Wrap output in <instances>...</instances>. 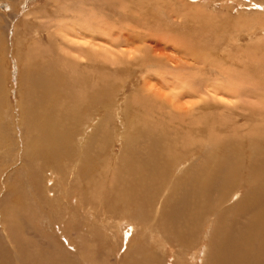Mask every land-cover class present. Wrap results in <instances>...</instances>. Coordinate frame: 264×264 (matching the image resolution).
<instances>
[{"label":"rangeland","instance_id":"rangeland-1","mask_svg":"<svg viewBox=\"0 0 264 264\" xmlns=\"http://www.w3.org/2000/svg\"><path fill=\"white\" fill-rule=\"evenodd\" d=\"M255 2L256 0H0V11L6 13L0 20V38H3V41L0 39V101L3 103L0 117L6 118V129L13 132L14 136L19 132V126L22 129L17 138L10 137L8 140L2 131L0 133L4 150L13 143L22 145L20 152L0 158L3 159L0 160V226L6 225L11 230L13 239L34 250V255L39 257L36 259L37 264L38 260L43 264L61 262L55 259L59 253L57 248L61 249L63 257H66L64 248L70 250L71 255H74L73 250L76 249L78 253L75 256L79 259H94L96 264H147L152 261L153 264H173L177 255L181 260L185 259L187 264H220L221 257L230 258L226 264H246L242 257L250 254V262L259 259L264 263L259 258L262 257L261 249L244 250L238 245L228 246L224 240L218 245L216 235L212 242L214 254L211 259L205 258L202 256L206 249L205 242L200 240L204 227H199L198 232L193 233L188 224L180 223L178 227L182 237L179 240L171 237L168 227L172 221L166 225L161 224V227L157 226V217L151 210L152 193L148 191L157 189V185H160L158 180L162 178L164 170L153 175V172L140 168L139 174L130 175L128 165L129 163L130 166L141 167L146 163L141 157H145L150 151L154 136L144 133L143 128L153 132L156 131L155 128L162 131L168 126L173 129L177 125L175 121L180 118L179 112L187 108L188 112H192L193 107H196L194 105L203 103V95L195 96L189 91L200 92L203 89L204 93L211 96L203 106H197L196 114L197 117L201 113V116H209L208 128L216 127V133H212L213 140L220 138L221 142H228L244 139V144L249 139L255 143L259 137H264V107L261 105V99L264 98L261 97L264 90V21H256ZM71 19L72 23L68 22ZM61 26L65 28H57ZM10 27L12 31L8 30ZM67 29L70 35L64 31ZM66 34L70 36H67L68 41L60 37ZM67 44L69 45L66 46ZM161 54L162 63L149 62L148 68L138 66L143 64L142 55L154 57ZM61 58L70 60L71 64L65 66ZM73 68L76 71L71 73ZM78 72L82 75L81 79L83 78L80 90L74 84L76 75L70 79L71 74ZM44 84L51 89L56 85L59 89L56 96L58 99L48 103L51 104V111L67 106L71 123H64L69 125L74 136L87 134L83 142L85 145L88 138L95 136V125L109 119V123L106 121L102 124V132H96L97 136L93 137L96 142L92 143V148L87 152L76 183L67 184L68 180L64 179L59 189L52 190V195L43 189L45 183L46 186L52 185L46 178H51L50 172H58L63 177L61 172L65 170L62 165L50 161L45 163L44 151H36V141L33 140L36 131L33 128L47 119L45 112L48 110L40 106L35 111L38 116L42 114L38 117V122H33L29 117L30 111L25 115L28 118L23 119L24 115L21 116V102L28 104L30 99L39 95L40 89L43 91L46 86ZM69 89L74 90L75 100L66 98V91H70ZM26 90L29 96L24 98ZM208 90L212 93H208ZM85 91L95 94L96 101L93 100L90 106L85 104L89 95ZM181 91L185 96L179 98L177 95L174 98ZM235 91L241 98L244 97H235ZM150 93L160 101H144L143 97H148ZM170 99L171 102L168 101ZM220 100L224 103H220ZM170 103L174 109L169 106ZM77 107L78 110L89 107V114H82ZM205 107H209V110H205ZM159 109H164L166 117L158 116ZM57 112L62 115L58 109ZM250 113L256 114L254 120ZM139 121H143L144 127L139 124L140 127L134 128ZM111 129H114V136ZM129 130L141 143L135 142L133 151L127 153L126 138L130 136ZM249 131L253 133L250 135ZM55 133L56 131H52L40 135L42 139L39 142L53 139ZM99 136L109 139L108 142L99 140ZM171 137L174 138V134ZM204 137L205 135L194 134L190 139L188 135H183L182 139H189L191 143L180 150L181 154L192 147L193 141L199 143L198 141L207 139ZM61 141L59 140V145H62ZM73 141L77 143L75 137ZM99 141L103 144L98 143ZM208 141L211 139L208 138ZM104 146H107V151ZM205 154L206 150L199 151L187 163H195L204 169ZM261 156L257 153L259 160L264 158ZM176 159L172 158L170 162L171 168L174 167L170 174L174 175L166 174L161 186L165 189L170 188L173 181L181 176L175 167L178 164ZM231 160H225L228 168ZM69 162L71 160L67 159L65 164ZM210 164L215 165L212 162ZM235 167L236 165H231L232 170ZM69 169L73 170V166ZM93 170L98 175L95 183H90L91 187L94 186L91 188L87 185L88 181L93 182L94 177L89 176L94 175ZM118 171L122 173L121 178L115 174ZM204 174L206 176V173L188 174L192 178L178 186V198H182L183 194L187 195V188ZM126 178L130 182H124L123 179ZM240 179L242 191L234 193L235 200L232 202L243 196L249 184L246 175ZM235 181L236 178L231 182L234 184ZM124 184H134L136 189H143L145 198L141 205L135 206L133 201L134 205L130 209L126 201L119 197L122 196V190L119 196L114 191L108 192L115 186L119 190ZM96 190L102 191L96 192L93 199L91 194ZM128 191L133 192L130 189ZM135 193L137 194L136 191ZM38 196L41 199L36 201ZM104 197L105 201L101 203ZM220 197L217 194L211 196L209 207ZM129 198L131 202L133 197ZM194 210L196 209L192 211ZM181 211L185 212L183 208ZM94 212H97L96 215ZM122 218L137 221L138 234L128 244L130 236L127 241L126 231L131 229L125 223L127 228L123 231L122 244L116 246V238L121 237L120 233H116L120 231L115 226L112 229L107 228L104 221L108 219L111 222ZM55 223L57 225L54 226ZM66 224L69 227L65 228L63 236L62 231ZM148 227L158 229L153 231L156 235L148 232ZM191 232L193 237L188 239ZM0 235L4 236V232ZM46 240L54 242V247L51 248ZM164 241L169 243L166 252L159 250V245ZM19 249L14 241L4 242L0 248V264H8L7 257L13 259ZM69 263L72 264L73 261Z\"/></svg>","mask_w":264,"mask_h":264},{"label":"bare ground","instance_id":"bare-ground-1","mask_svg":"<svg viewBox=\"0 0 264 264\" xmlns=\"http://www.w3.org/2000/svg\"><path fill=\"white\" fill-rule=\"evenodd\" d=\"M259 1L260 0H256V2L254 3V6L257 7V13L255 14V17H257V19H256L257 22L258 21L259 22L264 21V15H263L264 14V1L263 2H259ZM252 2H254V1H252ZM5 14L6 13H2L0 11V20H1V17L6 16ZM81 14H84V13L82 12ZM91 19H86V20L91 21ZM71 21H72V19L68 22H71ZM75 21H73V22H75ZM5 25H6V23H5ZM87 25H89V22H87ZM64 26H65V24H64ZM64 26L57 27V28L64 29L65 28ZM8 30L12 31V28L10 27ZM61 31H63V30H61ZM64 31L67 34L69 33L68 29L64 30ZM90 32H91V30H90ZM58 33H60V32H58ZM67 34L60 36L61 39L63 38V39H66L68 41L67 36L70 34H68V35ZM68 37H70V36H68ZM2 41H3V38H2ZM0 42H1V40H0ZM56 43L59 44V42H56ZM68 45L69 44H67L66 46H68ZM114 46H113V48H115ZM63 47H64V45H63ZM152 49L154 50L153 47H152ZM65 50H66V48H65ZM197 53H198V51L196 52V54ZM88 54H90V53H88ZM92 54H94V53H92ZM199 55L200 54H198V57H199ZM142 56H144L143 60H142L143 64L142 63L138 64L139 67L148 68L147 65L149 64V62H154V63L155 62L156 63H162L163 62L162 61L163 60L162 54L159 56L155 55L154 57L151 55H147V56L142 55ZM68 58H69V56H68ZM90 58H92L91 55H90ZM90 58H89V60H90ZM92 59H94V57ZM61 60L65 66H67L68 64H71L70 60H68V59L65 60V59L61 58ZM137 61H138V59H136V62ZM80 62H82V61H80ZM74 63H77V62L75 61ZM90 63H92V62H90ZM161 65H164V64H161ZM81 66L82 65H79V67H81ZM81 69H83V68L81 67ZM75 71H76L75 68H73L71 73H73ZM60 74H62V73H60ZM80 74L81 73L78 72L77 74H74V75L71 74L70 75L71 80L76 75L77 80H76V82H74V84L77 86V88L79 90L82 89V83L81 82L83 80V78L81 79L82 75H80ZM49 75H51V74H49ZM85 81H87V80H85ZM88 82H91V84H92V81L88 80ZM44 85H46V86H45V88H43V91L41 92V89H40L39 95L35 96L34 99L29 100L28 104L30 106L25 102H21V110L23 113V114H21V116L24 115L22 117L23 119L28 118L25 115H27L28 111H30L31 114H29V117L33 120V122H38V121H40V119L38 117H41L42 114H40L38 116L35 114V111L40 106H42L43 108H46L48 110V112H45L48 115L47 119L44 120L42 123L37 124L33 128V129H36V131L34 132V139L33 140L36 141L35 150L36 151L37 150L38 151L39 150L44 151V153H45L44 154V156H45L44 162L45 163H49V161H50L52 163L62 165V167L65 170L64 172H61L63 174V177H62V175L58 174L57 171H55L57 173L50 172L51 178H49V179L46 178L47 182L48 181L52 182V185L49 184L48 185L49 187H48V186H46V183H45V185L43 186V189L45 192L50 193L52 195V192H53L52 190L59 189L60 185H63L64 179H65V181L68 180L67 184L74 183V182L76 183V178L79 177L80 171L82 170V168L84 166V162H85L87 152H88L89 148L92 146V143L96 142L95 138H93V137L97 136L96 132H100V131L102 132V130H101L102 124L105 123L106 121L109 123V119L102 121L101 123L96 124V125L93 124V125H95V129H94V131H95L94 135L95 136H92V139L88 138L87 139V145H85L83 142L85 141L87 134L83 133V135H75L74 136L71 133V130L69 129V125L66 124V123H71V121H69L70 115H69L67 106L64 108H62L61 106L57 107L58 111L62 112L61 113L62 115H60L57 112V109L55 111H51V109H52L50 107L51 104H48V103H50V101H52L53 99L57 98L56 96L58 95L59 89L56 87V85H55V87H52V89L49 86H47V84H44ZM94 88H95V86L93 85V91H94ZM202 90L200 89V92H196L195 90L189 91L192 95H195V96L203 95V98L201 100L203 103L194 105L196 107H193L192 112H188L189 111L188 108L183 109L184 111H182V112H179L180 118H177V121H175V123L177 125L173 129L169 128V126H168V128H165L162 131H160L161 129L155 128L156 131L154 130V132H153V130L151 131L148 128H143L144 133H147L149 136H154V139H153L154 143H153L152 147L150 148V151H148L147 155L145 157L144 156L141 157V158H143V160H146V163L142 164L141 167L140 166L137 167L136 165L130 166V164L128 163L129 173H130V175H136V174H139L138 172L140 171V168L141 169L144 168L149 172H153V175H154L157 171L164 170L162 178H160L158 180V183L160 182V185L158 186L156 184L157 189H148V191H149V193L150 192L152 193V195L150 196V199H151L150 203L152 205L151 210H153V212L155 213V215L157 217V219H156L157 226L161 227L163 224L166 225V224H168L169 221H172V223L169 224V227H168V233L171 237H173L177 240H179L182 237L181 229L178 227L180 223L188 224V228L193 233L198 232L199 227H204L203 231L201 233L200 240L202 242L203 241L205 242L206 249L202 253V256H204L205 258L211 259L212 254H214L212 242H213L214 236L216 235L218 245L221 241L224 240L225 244H227L228 246L238 245V247H240L241 249H244V250L254 249V248L261 249L262 257L259 256V258L264 261V167H262L264 165V158L263 159L260 158L261 160H259L257 157V153H260L262 156H264V137H259L257 139V141H255V143L251 139H249V140H247L248 142H246V143L244 142V144H243L244 139L243 140L239 139L237 141L231 140L228 142L227 141L221 142L220 138L213 140L212 133H216V132H214L216 127L212 128V129H210V127L208 128L207 124L209 121V116H206V117L201 116V115H203V113H201L200 117L199 116L197 117V114H196L197 106L198 107L203 106L205 104V102L209 101L208 98L211 97L207 93H204ZM204 91H206V90H204ZM209 91L210 90H208V93H212ZM81 92H83V91H81ZM63 93H60V94H63ZM86 93H88V92H86ZM152 94H154V93H152ZM234 94H235V97L241 98V95H239L237 93V91H235ZM94 95L95 94H92V93L88 95L87 102L85 103L86 106H90V104L93 100L96 101V99H94ZM148 95L149 96L146 98L143 97L144 101H147L146 99H149V101H151V102L160 101L158 99V97L151 95V93ZM177 95L179 98H181L182 96H185L184 93H182V91L177 93L174 96V98H176ZM28 96H29V93H28V90H26L24 92V98H26ZM97 97H98V95H97ZM221 97H223V96H221ZM261 97H264V90L262 91ZM261 97H259V99ZM66 98L69 100L70 99L75 100L76 97L74 95V90L66 91ZM167 99H169V98H167ZM262 99H264V98H262ZM262 99H261V105L264 107V101ZM168 101L171 102V99ZM220 103H224V102L222 100H220ZM191 104H192V102H191ZM2 105H3V103H2V101H0V107H2ZM65 105H66V102H65ZM227 105L230 106L229 103ZM169 106L174 109L173 104L170 103ZM88 108L86 110H81L82 108L78 110V107H77V110L79 112H81L82 114L87 115V114H89ZM162 108H163V106H162ZM159 110H160V113L158 114V116L166 117L167 113L164 111V109H159ZM205 110H209V107H205ZM205 110H203V111H205ZM262 111H260V112H262ZM249 115L251 116V119H253V120L256 118V114L250 113ZM5 119L6 118L0 117V133L2 131L3 135L5 134V136L7 137V140L10 137H12V138L16 137L17 138L18 133L22 132L21 126H19V132L18 133L16 132V136H14L13 132L11 133V131L6 129ZM197 121H199V122H197ZM64 122H66V123H64ZM50 123H51V126H50ZM139 124H141L144 127L143 121H139L133 127L134 128L140 127ZM225 124H227V123H225ZM52 131H56L55 135L53 136V139L50 138L47 141L42 140L41 143L39 142V140L42 139L40 135L46 134V133H51ZM128 133L130 136H128L126 138V143H127L126 149L128 150V151H126L127 153L131 152V150L133 151V145L135 142L141 143L133 135L131 130H129ZM251 133H253V132H251V131L248 132V134H250V135H251ZM111 134H112V136L115 135L114 129H111ZM172 134H174V138L171 137ZM194 134L205 135L204 138H207V139H205V140L202 139L201 141H198L199 143L193 141L191 144L192 147L189 149H186V151L183 154H181L180 150L182 148L188 146L189 143H191V140L188 141L189 139L184 141L182 139V136L188 135L191 139V137ZM254 135H253V137H254ZM259 136H261V135H259ZM20 137L23 138V136H20ZM74 137L76 138L77 143H75L73 141ZM109 137H111V136H109ZM98 138H99V140H103L105 142H108V140H109V139L105 140V138H103L102 136H99ZM208 138L211 139V141H208ZM61 139H64V140L61 141ZM59 140L62 142L61 143L62 145H59ZM3 142H4L3 139L0 138V158H5L7 156V154L9 155V154H12L16 151H19V152L21 151L20 147H22V145L19 146L18 143L17 144L13 143L11 146H8L4 150V146H2V144L4 145ZM98 143L103 144L100 141ZM93 146H94V144H93ZM104 147H106V151H107V146H104ZM204 150H206V154H205L206 162L204 163V164H206V167L204 169H201L199 166H196L195 163H192V164L187 163L188 160L192 159V157L195 154H197L199 151L202 152ZM176 155H178V157ZM23 157H25V155ZM92 158H93V156H92ZM172 158L178 159V160L176 159L178 164L175 167L177 168V172L181 173V176L178 179L173 181V184H172V186H170V188L168 187L165 189L161 186L164 182V178H165L166 174L168 176L174 175V174H170V172L174 168V167L171 168V165H170ZM67 159L71 160V162H69V164H65ZM95 159L96 158H94V161L97 162ZM229 159H232L230 161V164H229L230 168H228L226 166L227 164L225 162V160H229ZM0 160H3V159H0ZM233 160H235L237 162L235 163ZM210 162L215 163V165L210 166L211 165ZM97 164H98V162H97ZM232 164L236 165L235 169H233V170L231 169ZM72 166H73V170H70L69 168ZM88 166H90V165L88 164ZM98 166H99V164H98ZM66 169H69V170H66ZM91 171H92V169H91ZM122 171H123V168H122ZM141 171H143V170H141ZM90 173L91 172H89V174ZM187 173L188 174L206 173V176L204 174L200 179L194 181L192 183V185H190L187 188V190H188L187 195L183 194L184 196H182V198H180V196L178 198V196H177L178 188L182 185V183H184L188 180H191V178H192V175L187 176L188 175ZM115 174L117 177L121 178L122 173H120L118 171ZM97 175L95 174V171H94L93 176L91 174L89 175L91 178H93V177L94 178H93V182L88 181L89 185H87V187L88 186L91 187L90 183L92 185H93V183H95L94 180L97 179ZM106 175H107V173H106ZM158 175H159V173H158ZM245 175L247 176V179H249V181L247 180L249 184H247V187L245 189V193L238 200L232 202V200L234 199V193L242 191L240 178L242 176H245ZM89 176H88V178H89ZM110 176H111V174H110ZM108 178L110 179L111 177H108ZM128 178L123 179V181L124 182H130L129 181L130 178L129 179ZM234 178H236V181L233 184L231 181ZM216 181H218V183ZM79 183L80 182H78V184ZM118 183H119V181H118ZM128 186L126 184L121 185V189H119V190L116 189L115 188L116 186H115V187H113V190H111L112 188H110L108 190V192L114 191L116 193V195L119 196L120 191L122 190V196H119V197L124 199V201H126L125 203L131 209V206L134 205L132 203L133 201L135 203V206H139L142 204V202L145 198V194L143 192V189L142 190H138V188L136 189V186L134 184H133V186L132 185H130L129 187ZM30 187L35 190V188L31 184H30ZM40 187H42V185H40ZM87 187H84V188H87ZM91 188H94V186ZM102 188H104V187H102ZM128 189L133 190V192L129 193ZM91 191H92V189H91ZM98 191H99V193H101L102 190L101 191L98 190ZM98 191L96 190L95 193L91 194V197H93L94 194H96V192H98ZM135 191L137 192V194L135 193ZM63 192H65V190ZM141 193H142V195H141ZM214 194L221 195V197L218 201H216L212 206L209 207V201L211 199V196H213ZM83 195H85V194H83ZM129 196L133 197L131 199V202H129V200H130ZM63 197H65V195ZM66 198L68 199V196H66ZM40 199H41V197L38 196V198L35 200L38 201ZM53 199H55V195H53ZM93 199H94V197H93ZM102 200L103 201L101 203H103L105 201V197ZM79 202H80V200L78 201V203ZM155 206H156V209H154ZM181 208H183L185 210L184 213H182ZM193 209H196V210L192 211ZM33 210L35 212L36 209L34 208ZM95 213H97V212H94V214ZM171 217H172V219H171ZM179 220H182V222ZM125 223L131 229V231H128V230L126 231V234H127L126 240L127 241H128V237L130 236L129 242H128V244H129L131 238L138 234L139 224L137 223V221H135L133 219H128V218H122V219L117 220V221L113 220L111 222L108 219H107V221H104V224L106 225V227L108 226L107 228H111L112 226H115L116 228L119 229V230L118 229L117 230L120 231V232L116 231L117 235H118V233L121 234V237L116 238V241H115L116 246H120V244H122L123 231L126 230V228H127L124 226ZM55 225H57V224L55 223L54 226ZM102 225H103V223H102ZM68 227H69V224L64 225L63 231H62L63 236H64V232L66 231V229ZM49 228H52V227L49 226ZM154 230L156 231L158 229L148 227V232H151V234L153 233ZM166 230H167V228H166ZM1 232H4V236L0 235V248L2 247V244L4 242H7L8 240L14 241V244L16 246H19V248H20L19 252L17 253L16 256H14L13 259L7 257L8 264H37L36 259H38L39 257L37 258V255H34V250L29 245H27L25 243L17 242L15 239H13L14 236H13L11 230L6 225L0 226V233ZM192 232L188 234V239L193 237ZM153 234L156 235V233H153ZM46 243L48 245H50L51 248L54 247V244H53L54 242L52 243L51 241L46 240ZM168 244L169 243L166 241L162 242L159 245V250L166 252V249L168 248ZM57 250L59 251V253H58V256L56 255L57 257L55 259L59 260L61 262L56 263V264H62V263L67 264V262L69 263V261H73L72 264H96L94 259L85 258V257H82L79 259V257L75 256L76 253H78V250H76V249L73 250L74 255H71V254H69L70 250H67L64 248L66 257L61 256L62 255L61 249L57 248ZM54 251H55V249L53 250V252ZM199 252H202V250ZM54 255H53V257H54ZM82 259H84V260H82ZM251 259H252L251 254L248 256L243 255V257H242V261L246 262V264H264L259 259H256L254 262H250ZM229 261H230L229 257H221L220 264H226ZM38 262H39L38 264H43L39 260H38ZM147 264H153V261L148 262ZM168 264H171V263H168ZM173 264H187V263L185 262V259L181 260L179 258V255H177L175 262Z\"/></svg>","mask_w":264,"mask_h":264}]
</instances>
